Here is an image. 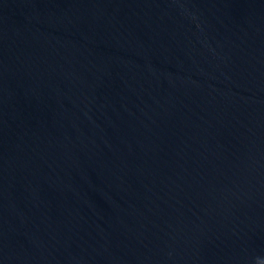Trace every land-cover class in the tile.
I'll return each mask as SVG.
<instances>
[{
	"label": "water",
	"instance_id": "95a60500",
	"mask_svg": "<svg viewBox=\"0 0 264 264\" xmlns=\"http://www.w3.org/2000/svg\"><path fill=\"white\" fill-rule=\"evenodd\" d=\"M0 264H264V0H0Z\"/></svg>",
	"mask_w": 264,
	"mask_h": 264
}]
</instances>
